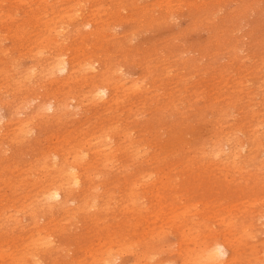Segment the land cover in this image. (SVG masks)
I'll use <instances>...</instances> for the list:
<instances>
[{
	"label": "rangeland",
	"instance_id": "obj_1",
	"mask_svg": "<svg viewBox=\"0 0 264 264\" xmlns=\"http://www.w3.org/2000/svg\"><path fill=\"white\" fill-rule=\"evenodd\" d=\"M56 1L0 0V264H264V0Z\"/></svg>",
	"mask_w": 264,
	"mask_h": 264
},
{
	"label": "bare ground",
	"instance_id": "obj_2",
	"mask_svg": "<svg viewBox=\"0 0 264 264\" xmlns=\"http://www.w3.org/2000/svg\"><path fill=\"white\" fill-rule=\"evenodd\" d=\"M6 1V0H5ZM8 1V0H7ZM14 1V0H13ZM211 1V0H210ZM56 2H59V0L58 1H56ZM18 3V2H17ZM81 3V2H80ZM84 3V2H83ZM47 4V3H46ZM58 4H60V3H58ZM85 5H86V3H85ZM93 5V4H92ZM168 5H171V4H168ZM56 6H58V5H56ZM87 6V5H86ZM90 6V5H89ZM98 6V5H97ZM254 6V5H253ZM53 8V7H52ZM62 8H64V7H62ZM61 8V9H62ZM80 8V7H79ZM92 9H93V7H91ZM55 9V8H54ZM58 9H59V7H58ZM78 10H80V9H78ZM241 10V9H240ZM65 11V10H64ZM75 12H76V9L74 10ZM58 12H59V10H58ZM84 12V11H83ZM2 13V12H1ZM8 13V12H7ZM72 13L73 12H71V15H72ZM80 13V12H79ZM158 13V12H157ZM237 13V12H236ZM5 14V13H4ZM25 14V13H24ZM63 14H66V13H63ZM92 14V13H91ZM241 14V13H240ZM76 15H78V14H76ZM80 15H81V13H80ZM10 16V15H9ZM31 16V15H30ZM35 16V15H34ZM57 16H58V14H57ZM65 16V15H64ZM63 16V17H64ZM67 16V18H68V14L66 15ZM65 16V17H66ZM82 16V15H81ZM61 17V16H60ZM74 17V16H73ZM78 17V16H77ZM80 17V16H79ZM84 17V16H83ZM93 16H91V18H92ZM6 18V17H5ZM4 18V19H5ZM59 18V17H58ZM71 17H69V19H70ZM76 18V17H75ZM236 18V17H235ZM10 19V18H9ZM48 19V18H47ZM51 19V18H50ZM49 19V20H50ZM57 19V18H56ZM69 19H66V20H69ZM78 19V18H77ZM88 19V18H87ZM57 20H59V19H57ZM64 20V19H63ZM73 20H75L74 18H73ZM44 21V20H43ZM79 21V20H78ZM230 21V20H229ZM51 23H52V21H50ZM59 22H61V21H59ZM69 22H71V19H70V21ZM95 22H96V20H95ZM72 23V22H71ZM66 24V23H65ZM78 24V23H77ZM89 23H85V25L87 26ZM133 24H135V22H133ZM66 25H68V24H66ZM94 25V24H93ZM44 26V25H43ZM55 26V25H54ZM59 26H61L60 24H59ZM63 27H64V25H62ZM61 26V27H62ZM17 27V26H16ZM98 27V26H97ZM18 28V27H17ZM43 28V27H42ZM50 28H51V26H50ZM50 28H47V30L49 29L50 30ZM55 27H53V28H51V30L52 29H54ZM66 28H67V26H66ZM88 28H89V25H88ZM19 29V28H18ZM26 29H27V27H26ZM34 29V28H33ZM84 29H85V27H84ZM87 29V28H86ZM20 30V29H19ZM58 30V29H57ZM64 30V29H63ZM72 30V29H71ZM77 29H76V27H75V31H76ZM89 30V29H88ZM55 31V30H54ZM15 32H16V30H15ZM50 32V31H49ZM61 32V34H62V32L63 31H57L56 33L58 34V33H60ZM99 32V31H98ZM55 33V32H54ZM53 33V34H54ZM81 33V32H80ZM26 34V33H25ZM91 34V33H90ZM21 35V34H20ZM70 35V34H69ZM59 36H60V34H59ZM92 36V35H91ZM96 36V35H95ZM43 37V36H42ZM17 38V37H16ZM56 38V37H55ZM220 38V37H219ZM27 39V38H26ZM13 41V40H12ZM38 41V40H37ZM52 41H53V39H52ZM47 42V41H46ZM51 42V41H50ZM68 42V41H67ZM53 43H56V42H53ZM13 44V43H12ZM42 44H44V43H42ZM57 44V43H56ZM19 45H21V44H19ZM59 45V44H58ZM229 45V44H228ZM31 47V46H30ZM53 47V46H52ZM29 48V47H28ZM33 48V47H32ZM54 48V47H53ZM24 49V48H23ZM58 49V48H57ZM38 50H40V49H38ZM50 51V50H49ZM232 51V50H231ZM25 52V51H24ZM26 52H27V49H26ZM35 51H33L32 53H34ZM31 53V54H32ZM230 53V52H229ZM19 54V53H18ZM97 54H99V53H97ZM231 54V53H230ZM229 54V55H230ZM259 54V53H258ZM39 55V54H38ZM38 55H36V56H38ZM235 55V54H234ZM238 55V54H237ZM98 56V55H97ZM256 56V55H255ZM99 57V56H98ZM260 57V56H259ZM55 58V60H54V64H53V66H54V68H56L57 69V71H60V72H58V73H62V72H66L67 70H68V65H69V63H68V60H67V58L64 56V53H60V54H58L56 57H54ZM53 58V59H54ZM257 58V57H256ZM41 59V58H40ZM91 58H89V61H87V68L89 69V70H91V69H93L94 68V63H95V59H91ZM32 61V60H31ZM86 63V62H85ZM262 63H264V62H262ZM261 63V64H262ZM99 64H101V63H99ZM98 64V65H99ZM162 64V63H161ZM97 65V66H98ZM79 66V65H78ZM96 66V67H97ZM83 67H85V66H83ZM254 67V66H253ZM34 68V67H33ZM28 69H30V68H28ZM36 69V68H35ZM87 69V70H88ZM157 69V68H156ZM263 69H264V66H263ZM85 70V69H84ZM86 70V71H87ZM31 71V70H30ZM72 71V70H71ZM94 70H92V72H93ZM95 71H96V69H95ZM253 71V70H252ZM256 71V70H255ZM263 71V70H262ZM33 72V71H32ZM88 72V71H87ZM153 73V72H152ZM250 73V72H249ZM104 74V73H103ZM261 74V73H260ZM93 75V74H92ZM24 76V75H23ZM96 76V75H95ZM45 77V76H44ZM119 78V77H118ZM255 78V77H254ZM25 79V78H24ZM74 80V79H73ZM245 80V79H244ZM252 81V80H251ZM65 82V81H64ZM263 82V81H262ZM249 83H250V81H249ZM249 83H247V84H249ZM262 84V83H261ZM59 85H60V83H59ZM223 85V84H222ZM116 86V85H115ZM134 86H136V85H134ZM85 87V86H84ZM251 87V86H250ZM124 88V87H123ZM261 91H262V89H260ZM260 90H259V92H260ZM117 91V90H116ZM93 96L95 97V98H103V97H106L107 96V94H108V88H107V85L104 83V84H98V85H96V86H94V90H93ZM128 92V91H127ZM249 93V92H248ZM254 93V92H253ZM83 96V95H82ZM22 97H24V96H22ZM72 98V97H71ZM250 99V98H249ZM71 100V99H70ZM100 100V99H99ZM115 100V99H114ZM113 100V101H114ZM33 101V100H32ZM98 101V100H97ZM245 102V101H244ZM257 102V101H256ZM261 102V101H260ZM86 103V102H85ZM116 103V102H115ZM249 103V102H248ZM64 104V103H63ZM260 104V103H259ZM20 105V104H19ZM219 105V104H218ZM18 106V105H17ZM238 106V105H237ZM46 108H48V109H50V110H54V108H55V103L54 102H52V100L50 101V102H47L46 103ZM219 108V107H218ZM217 108V109H218ZM255 108V107H254ZM253 108V109H254ZM2 109V108H1ZM225 109V108H224ZM233 110H234V108H232ZM256 109V108H255ZM260 109V108H259ZM262 109V108H261ZM215 110V109H214ZM47 111H49V110H47ZM61 112H63V111H61ZM23 113V112H22ZM36 113V112H35ZM34 113V114H35ZM21 116H22V114H20ZM31 116V115H30ZM39 116V115H38ZM38 116H36V117H38ZM244 117V116H243ZM1 118V117H0ZM3 118V117H2ZM237 119V118H236ZM254 119V118H253ZM35 120V119H34ZM260 120V119H259ZM235 121V120H234ZM251 121V120H250ZM13 122V121H12ZM236 122V121H235ZM23 123V122H22ZM21 123V124H22ZM216 123V122H215ZM223 123V122H222ZM239 123V122H238ZM247 123V122H246ZM255 123V122H254ZM24 124V123H23ZM214 124V123H213ZM234 124V123H233ZM264 124V123H263ZM26 125V124H25ZM41 125V124H40ZM216 125V124H215ZM21 126H24V125H21ZM215 127H217V126H215ZM221 127V126H220ZM5 128H7V126L5 127ZM14 128V127H13ZM16 128V127H15ZM18 128V127H17ZM19 128H20V126H19ZM26 128V127H25ZM227 128V127H226ZM260 128V127H259ZM217 129V128H216ZM248 129H250V128H248ZM262 129V128H261ZM228 130V129H227ZM251 130H252V128H251ZM217 132V131H216ZM221 132V131H220ZM241 132V131H240ZM262 132V131H261ZM16 133V132H15ZM244 133V132H243ZM250 133V132H249ZM219 134V133H218ZM254 134V133H253ZM241 135V134H240ZM94 136V135H93ZM104 138H105V140L103 141V142H108V139L109 138H107V136H109V134L108 133H105L104 134ZM90 137H92V136H90ZM89 138V137H88ZM107 138V139H106ZM60 139V138H59ZM58 140V139H57ZM14 141V140H13ZM54 141H56L55 139H54ZM97 141V140H96ZM5 142V141H4ZM10 142V141H9ZM92 142H95V140H93ZM92 142H90V143H92ZM248 142V141H247ZM246 142V143H247ZM259 142V141H258ZM2 143V142H1ZM85 143V142H84ZM210 144V143H209ZM208 144V145H209ZM244 145V144H243ZM225 146V145H224ZM245 146V145H244ZM104 147V146H103ZM108 147V146H107ZM207 147V146H206ZM225 148V147H224ZM242 148V147H241ZM99 149V148H98ZM101 149H102V147H101ZM95 150H96V148H95ZM110 150V149H109ZM253 150V149H252ZM207 151V150H206ZM81 152V151H80ZM217 152V151H216ZM88 153V152H87ZM219 153V152H218ZM250 153V152H249ZM85 154V153H84ZM216 155V154H215ZM264 155V154H263ZM67 156H68V154H67ZM221 156V155H220ZM224 156V155H223ZM235 156V155H234ZM85 157V156H84ZM86 157H87V155H86ZM37 158V157H36ZM54 158H55V156H54ZM53 158V159H54ZM80 158H81V156H80ZM31 159V158H30ZM204 159V158H203ZM253 159V158H252ZM55 160H56V158H55ZM55 160H53L54 162H55ZM81 161H82V158L80 159ZM85 160V159H84ZM254 160V159H253ZM77 161V160H76ZM111 161V160H110ZM47 162V161H46ZM107 163H108V160L106 161ZM105 162V163H106ZM42 165V164H41ZM40 165V166H41ZM44 165V164H43ZM99 165V164H98ZM219 165V164H218ZM253 165V164H252ZM251 165V166H252ZM54 166V165H53ZM160 166V165H159ZM45 167V166H44ZM253 167V166H252ZM48 168V167H47ZM200 168V167H199ZM254 168V167H253ZM252 168V169H253ZM71 169H74L73 168V166H71ZM70 170V169H69ZM78 170V169H77ZM101 170V169H100ZM165 170V169H164ZM235 170V169H234ZM46 171V170H45ZM114 171V170H113ZM223 171V170H222ZM11 172V171H10ZM15 172V171H14ZM76 172V171H75ZM75 172H70L71 173V177H72V183L73 184H77V182H78V178H79V176H78V174H76ZM92 173V172H91ZM199 173V172H198ZM6 174V173H5ZM86 175V174H85ZM96 175V174H95ZM143 175V174H142ZM97 176V175H96ZM141 176V175H140ZM51 177V176H50ZM49 177V178H50ZM89 177V176H88ZM258 177V176H257ZM86 178V177H85ZM201 178V177H200ZM56 179V178H55ZM144 179V178H143ZM186 179V178H185ZM216 179V178H215ZM67 181H65V183H66ZM219 182V181H218ZM261 182V181H260ZM137 183H139V182H137ZM241 183V182H240ZM80 184V183H79ZM191 184V183H190ZM58 185V184H57ZM71 185V184H70ZM81 185H82V183H81ZM250 185V184H249ZM254 185V184H253ZM66 186V185H65ZM230 186V185H229ZM74 187V186H73ZM262 187V186H261ZM36 188V187H35ZM246 188V187H245ZM252 189V188H251ZM256 189V188H255ZM72 190V189H71ZM92 190V189H91ZM227 190V189H226ZM249 190V189H248ZM247 190V191H248ZM93 191V190H92ZM95 192V191H94ZM21 193V192H20ZM88 193V192H87ZM109 193V192H108ZM250 193V192H249ZM231 194V193H230ZM246 194V193H245ZM45 195V196H44ZM43 196L46 198V199H49V200H52V201H58V200H60L61 198H63V193H62V190H61V188L59 187V186H52V187H50V188H48L46 191H45V194H44ZM114 195V194H113ZM251 195V194H250ZM256 195V194H255ZM241 196H244V195H241ZM240 196V197H241ZM198 197H199V195H198ZM232 197V196H231ZM248 197V196H247ZM250 197V196H249ZM242 198V197H241ZM34 199V198H33ZM40 199V198H39ZM76 199V198H75ZM239 199V198H238ZM48 200V201H49ZM77 200V199H76ZM93 200H95V199H93ZM142 200H143V198H142ZM17 202V201H16ZM68 202H70V201H68ZM78 202V201H77ZM96 202V201H95ZM131 202V201H130ZM71 203V202H70ZM72 204V203H71ZM97 204V203H96ZM20 205V204H19ZM24 205V204H23ZM124 205V204H123ZM48 206V205H47ZM107 206V205H106ZM16 207V206H15ZM49 207H50V205H49ZM91 207V206H90ZM94 207V206H93ZM92 207V208H93ZM96 208V207H95ZM10 209V208H9ZM54 209V208H53ZM91 208H89V210H90ZM17 210H19V209H17ZM130 210V209H129ZM182 211H184L183 209H181ZM24 212V211H23ZM31 212V211H30ZM9 214V213H8ZM18 214H20V213H18ZM17 214V215H18ZM183 213H181V215H182ZM150 215V214H149ZM4 216V215H3ZM24 217V216H23ZM130 217H132V216H130ZM129 217V218H130ZM13 218V217H12ZM11 218V219H12ZM19 218V217H18ZM133 218V217H132ZM254 218V217H253ZM41 220V219H40ZM18 221V220H17ZM56 221V220H55ZM30 223V222H29ZM53 223H55V222H53ZM52 222H51V224H53ZM148 223V222H147ZM39 224H40V222H39ZM254 224V223H253ZM179 225V224H178ZM31 226V225H30ZM11 228V227H10ZM55 228V227H54ZM103 228V227H102ZM134 228H136V227H134ZM185 228V227H184ZM188 228V227H187ZM44 230H45V228H43ZM244 229H246L245 227H244ZM42 230V229H41ZM43 230V231H44ZM182 231V230H181ZM36 232H37V230H36ZM133 232V231H132ZM143 233H144V231H142ZM191 232V231H190ZM7 233V232H6ZM26 233V232H25ZM243 233V232H242ZM247 233V232H246ZM181 235V234H180ZM38 237V236H37ZM111 237H113V236H111ZM184 237V236H183ZM126 238V237H125ZM34 239V238H33ZM182 239V238H181ZM31 241V240H30ZM43 241V240H42ZM137 241H139V239H137ZM188 241H191V240H188ZM188 241H186L187 243H189ZM38 242H41V241H38ZM186 242H184V243H186ZM49 243V242H48ZM140 243V242H139ZM228 243H230V242H228ZM133 243H131V245H132ZM201 244V245H200ZM198 246L200 247L199 248V251L200 252H198V253H195V255L194 256H190L189 257V259H190V261L192 262V260L194 261L195 259H197V258H202V259H204V260H208V261H214V259L215 258H219V257H223L224 255H225V253H226V246L222 243V242H217V241H214V242H212L211 244H209L208 242H202V243H200ZM24 245V244H23ZM40 245H42V246H46V244H40ZM48 245H51V244H48ZM47 245V246H48ZM129 245H130V243H129ZM135 245V244H134ZM25 246V245H24ZM35 246V245H34ZM80 246V245H79ZM127 246H128V244H127ZM126 245H125V247H127ZM36 247H37V245H36ZM106 247V246H105ZM105 247H104V249H105ZM108 247V246H107ZM193 247V246H192ZM21 248V247H20ZM39 248V247H38ZM110 248V247H109ZM124 248V247H123ZM128 248V247H127ZM126 248V249H127ZM94 249V248H93ZM115 249V248H114ZM117 249H119V247L117 248ZM130 249V248H129ZM128 249V250H129ZM139 249V248H138ZM161 249V248H160ZM192 249V248H191ZM198 249V248H197ZM103 250V249H102ZM101 250V251H102ZM109 250V249H108ZM107 250V251H108ZM131 250V249H130ZM44 251V250H43ZM120 251V250H119ZM118 251V252H119ZM127 251V250H126ZM132 251V250H131ZM130 251V252H131ZM109 252V251H108ZM120 252H123V251H120ZM142 252V251H141ZM40 253H42V252H40ZM129 253V252H128ZM96 254V253H95ZM108 254V253H107ZM107 254L105 253V255L107 256ZM123 254H124V252H123ZM229 254V253H228ZM1 255V254H0ZM89 255V254H88ZM120 255H122V254H120ZM144 255V254H143ZM136 257H137V255H135ZM158 256H159V254H158ZM108 257V256H107ZM106 257V258H107ZM149 257V256H148ZM226 257V256H225ZM224 257V258H225ZM36 258V257H35ZM35 258H33V259H35ZM38 258V257H37ZM92 259H93V257H91ZM99 258V257H98ZM98 258H96V259H98ZM103 258V257H102ZM163 258V257H162ZM99 259H101V257L99 258ZM114 259V258H113ZM17 260V259H16ZM152 260V259H151ZM201 260V259H200ZM199 260V261H200ZM223 260V259H222ZM36 261V260H35ZM42 261V260H41ZM198 260L197 261H195V262H199ZM229 261H231V260H229ZM38 261H36V263H37ZM89 262V261H88ZM189 262V261H188ZM194 262V263H195ZM204 262V261H203ZM202 262V263H203ZM215 262V261H214ZM228 262V261H227ZM15 263V262H14ZM39 263V262H38ZM37 263V264H38ZM105 263H106V261H105ZM110 263H111V261H110ZM109 263V264H110ZM202 263H199V264H202ZM216 263H219V262H217L216 261ZM221 263V262H220ZM224 263V262H223ZM108 264V263H107ZM112 264V263H111ZM143 264V263H142ZM185 264V263H184ZM191 264V263H190ZM206 264V263H205ZM210 264V263H209Z\"/></svg>",
	"mask_w": 264,
	"mask_h": 264
}]
</instances>
